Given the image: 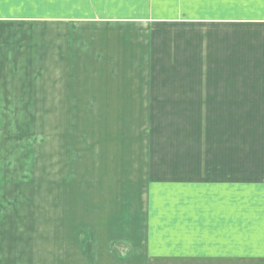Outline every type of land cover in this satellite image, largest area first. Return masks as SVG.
Listing matches in <instances>:
<instances>
[{"label":"rangeland","instance_id":"rangeland-1","mask_svg":"<svg viewBox=\"0 0 264 264\" xmlns=\"http://www.w3.org/2000/svg\"><path fill=\"white\" fill-rule=\"evenodd\" d=\"M65 27L80 35V62L65 57L48 104H0V243L12 248L0 254L30 264H146L150 187L198 181L201 163L216 157L215 107L200 105L199 72L140 75L91 56L125 43L133 55L150 27L87 18Z\"/></svg>","mask_w":264,"mask_h":264},{"label":"crops","instance_id":"crops-1","mask_svg":"<svg viewBox=\"0 0 264 264\" xmlns=\"http://www.w3.org/2000/svg\"><path fill=\"white\" fill-rule=\"evenodd\" d=\"M83 18L150 27L133 55L125 43L91 56L140 75L199 72L200 105L215 107L216 157L198 181L150 187L146 264H264V0H0L1 105L48 104L65 57L79 65L80 35L65 26Z\"/></svg>","mask_w":264,"mask_h":264}]
</instances>
